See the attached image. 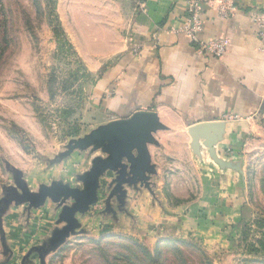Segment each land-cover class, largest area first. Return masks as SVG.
Segmentation results:
<instances>
[{
	"label": "rangeland",
	"instance_id": "rangeland-1",
	"mask_svg": "<svg viewBox=\"0 0 264 264\" xmlns=\"http://www.w3.org/2000/svg\"><path fill=\"white\" fill-rule=\"evenodd\" d=\"M66 3L0 0V264H264V112L258 118L259 134L217 146L219 159L233 162L241 172L222 169L207 148L204 156L195 154V168L184 161V170H167L163 203L178 213H193L174 240L147 233L149 226L136 211L113 226L122 235L107 236L104 224L113 217L104 206L94 205L100 226L76 215L79 224H89L74 228L75 234L48 252L53 231L66 225L58 222L61 208L51 200L37 209L12 201L22 194L13 170L21 172L19 180L34 193L42 185L64 182L69 172L75 185L85 171L86 154L67 158L64 153L99 119L91 100L94 75L79 54L91 41H79L77 52L69 40L61 20L68 13ZM83 5L85 15L91 4ZM56 21L73 50L55 33ZM210 167L216 169L211 180L220 188L214 201L199 202L206 179L201 174ZM42 209L38 215L50 213L52 224H37L33 211Z\"/></svg>",
	"mask_w": 264,
	"mask_h": 264
},
{
	"label": "crops",
	"instance_id": "crops-1",
	"mask_svg": "<svg viewBox=\"0 0 264 264\" xmlns=\"http://www.w3.org/2000/svg\"><path fill=\"white\" fill-rule=\"evenodd\" d=\"M83 2L91 4L90 12L85 11L88 12L85 15L87 6ZM186 5L187 0H149L141 8L134 0H67L68 13L61 15L65 32L77 52L79 41H91L85 53L79 52L94 75L91 100L99 109V119L91 130L129 119L138 112L155 113L166 126L154 134L157 145L148 146L151 164L155 167V173L149 175L148 188L141 183L125 186L127 194L123 204L115 197L107 203L115 176L107 173L101 178L99 201L95 205L104 206L113 217L104 224L107 236L122 235L113 226H120L125 218L135 216L134 211L141 223L145 219L144 224L149 226L147 233L161 234L159 238L163 240H174L181 232L179 228L186 229L184 223L193 213L187 209L178 213L163 201L170 166L176 168L171 170H184L181 164L186 161L196 167L189 134L192 127L229 123L222 148L230 146L234 139L243 140L261 132L258 118L264 112V39L259 38L254 15L264 14V0H237V11L229 19H223L212 7L203 8L201 17L206 27L201 38L230 40L229 52L223 59L199 55L184 34L174 31L184 22ZM230 116L236 119H229ZM201 152L203 156L206 154L204 146ZM84 153L87 165L81 174L90 169L94 158L104 157L101 151ZM204 170L201 177L206 179L198 201L206 203L214 201L220 187L211 180L216 169ZM69 174L64 182L80 187L79 182L71 183ZM226 174L233 180L237 178L232 172ZM45 209L49 212L48 206ZM43 210L33 211L38 217L37 224L52 220L50 213L38 215ZM98 212L91 207L80 216L88 217L89 223L99 227ZM202 216L206 219L205 214ZM82 222V226L89 224ZM211 228L207 227L209 231Z\"/></svg>",
	"mask_w": 264,
	"mask_h": 264
},
{
	"label": "water",
	"instance_id": "water-1",
	"mask_svg": "<svg viewBox=\"0 0 264 264\" xmlns=\"http://www.w3.org/2000/svg\"><path fill=\"white\" fill-rule=\"evenodd\" d=\"M157 114L138 112L129 119H123L101 125L91 130L78 140L72 141L65 157L80 151H101L104 157L93 159L88 171L78 176L80 187H72L69 183L54 182L51 185H42L38 193L31 192L26 182L21 178V172L14 169L15 180L22 194L13 197L16 204L28 203L29 208L43 207L49 200L61 208L58 222H64L63 229H55L49 238V251L65 242L67 237L75 234L74 228L80 224L76 215L89 212L92 206L99 201L101 178L107 173H113L112 184L115 187L107 199V203L116 193L117 199L126 197L125 186H134L141 183L149 187V175L155 173V167L151 164L149 145H157L154 134L165 130ZM192 138V149L195 154L202 153L204 146L210 155L222 169H237L233 162H225L219 159L217 146L222 144L227 136V122L205 123L192 127L189 130ZM204 140L202 145L198 143ZM2 202L8 204L4 199ZM6 245H4L5 247ZM6 248V247H5Z\"/></svg>",
	"mask_w": 264,
	"mask_h": 264
},
{
	"label": "built area",
	"instance_id": "built-area-1",
	"mask_svg": "<svg viewBox=\"0 0 264 264\" xmlns=\"http://www.w3.org/2000/svg\"><path fill=\"white\" fill-rule=\"evenodd\" d=\"M149 0H137L139 7ZM205 6L212 7L223 18L233 17L237 11V0H187L186 16L182 26L175 29L184 34L195 45L199 55H206L215 59H223L229 52L230 40L226 37L205 40L201 35L205 31L206 23L201 14ZM254 21L259 25V38L264 39V14H255ZM229 119H236L230 116Z\"/></svg>",
	"mask_w": 264,
	"mask_h": 264
},
{
	"label": "trees",
	"instance_id": "trees-1",
	"mask_svg": "<svg viewBox=\"0 0 264 264\" xmlns=\"http://www.w3.org/2000/svg\"><path fill=\"white\" fill-rule=\"evenodd\" d=\"M56 22H57V27L55 28V33L57 34L58 38L63 39L62 42H64V45L65 46L68 45L69 48L73 50L72 45H70L69 42L67 41V39H65L66 37H65V34L63 32V29L61 28L59 21H56ZM261 245H262V248L264 250V241L261 242Z\"/></svg>",
	"mask_w": 264,
	"mask_h": 264
},
{
	"label": "flooded vegetation",
	"instance_id": "flooded-vegetation-1",
	"mask_svg": "<svg viewBox=\"0 0 264 264\" xmlns=\"http://www.w3.org/2000/svg\"><path fill=\"white\" fill-rule=\"evenodd\" d=\"M114 187H115V184H114ZM117 196H118V193H116V194L114 195L115 198H117ZM122 201H124L123 198H120V199H119L120 204H123ZM109 203H110V202H109ZM109 205H110V204H109ZM42 252H43V250H40V251H39L40 254H41Z\"/></svg>",
	"mask_w": 264,
	"mask_h": 264
}]
</instances>
